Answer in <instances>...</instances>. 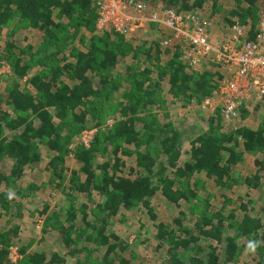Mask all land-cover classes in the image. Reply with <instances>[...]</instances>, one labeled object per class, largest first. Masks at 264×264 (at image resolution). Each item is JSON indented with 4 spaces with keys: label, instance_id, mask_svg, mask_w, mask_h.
I'll return each mask as SVG.
<instances>
[{
    "label": "trees",
    "instance_id": "obj_1",
    "mask_svg": "<svg viewBox=\"0 0 264 264\" xmlns=\"http://www.w3.org/2000/svg\"><path fill=\"white\" fill-rule=\"evenodd\" d=\"M95 1L0 0V35L19 15L31 30L40 32L42 41L36 50L33 45L19 49L11 43L6 52L0 49V70L5 65L10 68V74L0 75V82L6 83L0 87V218L22 219L21 206L7 187L46 157L44 169L50 181L42 186L33 183L28 191L34 195L51 186L49 194L61 191L68 204L51 212L45 206L38 213L48 216L40 241L51 236L60 246L58 251H29L21 245L18 225L4 227L0 229V264H11L10 249L15 246L24 257L21 264H67L69 259H75L74 264H147L146 259H133L130 243L112 226L127 212L144 211L155 221L160 215L153 206L156 200L184 217L183 204L192 214L200 205L204 211L187 225L184 218L157 225V250L166 252L160 264H230L244 248L252 256L244 264H264V202L254 205L256 190L264 186V164L255 163V175L243 177L235 172L245 154L264 152V127L231 125V130L222 131L225 123L220 115L210 116L204 125L208 129L201 134L189 129L182 135L179 127L160 119L154 108L163 83L185 106L203 112L196 107L224 78L221 68L215 60L206 59L203 69H190L180 58L181 47L163 50L159 40L168 36L152 26L143 36L150 45L145 50L147 64L127 68L122 77L123 59L145 46L139 47L138 39L128 41L112 30L99 29ZM145 3L206 20L211 40L218 45L230 41L235 25L244 28L242 42L254 41L264 13V0ZM214 29L226 36L221 32V40H214ZM59 34L68 42V52L61 59L49 52ZM40 56L44 57L39 60ZM36 66L41 70L34 72ZM122 86L130 94L117 107L120 120L99 134L89 149L77 147L71 170L68 145L74 129L99 119L105 102L111 104ZM193 138L189 159L182 164L184 145ZM6 168H11L10 175ZM239 186L244 193L237 190ZM215 196L220 206L213 208ZM78 197L85 203L75 208L73 201Z\"/></svg>",
    "mask_w": 264,
    "mask_h": 264
},
{
    "label": "rangeland",
    "instance_id": "obj_2",
    "mask_svg": "<svg viewBox=\"0 0 264 264\" xmlns=\"http://www.w3.org/2000/svg\"><path fill=\"white\" fill-rule=\"evenodd\" d=\"M97 1L98 0H96L95 3H97ZM140 1L146 2V0ZM221 32L224 33L223 31H215L214 29L211 32L213 39L216 41L221 40ZM39 34L40 32L31 30L19 17V15H16L14 16L12 22H10L3 29V32L0 35V49L5 50L6 52L7 45L11 43L14 44L15 48L19 49H26L29 45H33L36 50L40 47L42 43ZM63 36V34H59V39L56 43L50 46L52 49H49V52L56 53L58 56H60V59L64 54L68 52V42L64 39L65 37ZM224 36H226L225 33ZM137 42L139 43L137 44L139 47L145 46V48L140 51L131 50V52L128 54L129 56H126V58L123 59L122 64L120 66L123 73L122 77L126 74L125 70L127 68L134 69L139 68L140 66L144 67L147 64L145 50L149 49L150 45L145 44V40L143 39V37L139 38ZM136 53L137 56L133 58L134 54ZM44 56H40L38 57V59L40 60ZM155 68L156 67H154V69ZM201 68L203 69V67ZM36 70H41V68L36 66L33 71L36 72ZM6 74H10V68L5 65V67L0 70V75L4 76ZM153 79L157 82L156 73L153 74ZM5 84L6 83H4L3 81L0 82L1 89L2 87H4ZM125 84L126 83H123V85ZM169 89L170 87L168 85H166L165 83L162 84L161 91L157 94L158 99L154 108V113L157 114L159 118L164 120L166 123H170L174 126L179 127L182 135H184L185 132L189 129H193L197 134H201L202 132L206 131L208 129V126L204 127V125L210 119V114L207 112H200L192 107L185 106L186 102L180 101L176 97H174ZM129 94L130 90H127L122 86L115 93L114 97L116 99H112L111 104H108L109 100L105 102L106 104L105 107H103V114L98 116L99 119H97L96 121H90L87 126L82 129L72 127L75 128V131L73 133L72 140L68 145V149L70 150V154L72 153V156L69 155L67 162V165L70 167L71 170L74 169L76 164L73 153L77 149V147L84 146L85 148L89 149L94 143L95 138L99 134H102L103 132L111 129L120 120V113L118 112L117 107L119 106V103L123 102L126 99V96ZM8 111L10 113H13L10 108ZM231 125L235 127L243 126L246 128L254 129L264 127V98L256 103L250 104V106L247 107V113L243 114L242 112V116L239 121L223 124L222 131L226 129L231 130ZM5 135H7V132L5 133ZM192 140H194V138L186 141L184 145L183 155L181 158L182 164L187 162L189 159L188 151L191 148ZM42 148L46 150L45 147ZM46 158L44 162L39 164V166L35 169L27 170L23 174L22 179L17 180L15 183L7 187L8 192L16 197L22 209L20 213L24 216L22 217V219L20 218L19 220H10L7 217L0 218V229L4 227H6L7 229L13 228L14 226L18 225L21 231V245L28 246L29 251L41 250L48 253L49 251H58L60 249V246L51 236L44 241H40L48 216L39 217L38 213L42 211L45 206H49L51 212L53 210H56L57 207L62 208L64 206H67L68 204L64 202L65 198L61 191H53L54 193H52L51 195L49 194L50 190L54 189L51 186H46L42 192H37L34 195H30L31 192L28 191L29 187L33 183L42 186L50 181V176L45 172L44 169L47 162ZM257 161L262 162L264 164V152L255 151L251 154L247 153L245 154L243 162H240L237 165L235 172L243 177H247V173H252L253 175H255V172L257 171L256 169H258V167L255 166V163ZM5 173L6 175H10L11 168H6ZM71 173L72 171L69 172V175ZM24 190H26V192ZM237 190L241 193L245 192V188L243 186H239ZM19 191H22V193L24 192V194L27 195L22 198L17 194ZM262 191L264 192V186H262L261 184V188H259L255 192L254 205L261 204L262 202H264V194L261 193ZM71 202H69L70 208ZM73 202L75 203V208H78L79 205L85 203V200H82L78 197L77 200H74ZM211 205L213 206V208H215L216 206H220L219 200L216 199V196L211 201ZM153 206L157 211L159 210L160 214L159 218H157L155 221H152L150 219V216H148V214L146 215V212L144 211H138L134 213L127 212L114 220L112 231L118 233L119 235H122L124 239L130 243L132 252L134 253L133 259L136 260V258H138L137 262H141L143 259H146L147 264H160L165 259L166 252L164 250L165 248L157 250V248L159 249L158 244L160 243L157 239V225L161 223L170 225L176 220V218H184V224L186 223L185 225H187L189 222L195 220V217L199 215V212L203 213L204 211H202L203 206L200 205L197 208V213L192 214L189 210V206L187 204H183V210L185 213L184 215H186L184 217L183 215L179 214V210L175 211V213L174 211L172 212V210H170L169 206L166 205L163 200H156ZM141 218L144 219L143 222H141ZM142 226H144L143 229ZM249 241L253 242L254 239L251 238ZM239 254V259L237 258L236 261L230 264H244L245 262L252 260V256L248 255V248L242 249L241 252L239 251ZM23 258V255L19 253V246H15L10 249L9 260L11 264H21ZM74 263L75 259H69L67 264Z\"/></svg>",
    "mask_w": 264,
    "mask_h": 264
},
{
    "label": "built area",
    "instance_id": "obj_3",
    "mask_svg": "<svg viewBox=\"0 0 264 264\" xmlns=\"http://www.w3.org/2000/svg\"><path fill=\"white\" fill-rule=\"evenodd\" d=\"M96 6L99 29L112 30L131 41L156 26L157 32L168 36L159 40L161 48L180 46V58L190 69H200L206 59L215 60L224 78L196 107L210 116L221 115L224 123L237 122L248 104L264 98V13L254 41L242 42L244 28L235 25L230 41L218 45L211 40L209 22L195 15L186 17L138 0H98Z\"/></svg>",
    "mask_w": 264,
    "mask_h": 264
},
{
    "label": "crops",
    "instance_id": "obj_4",
    "mask_svg": "<svg viewBox=\"0 0 264 264\" xmlns=\"http://www.w3.org/2000/svg\"><path fill=\"white\" fill-rule=\"evenodd\" d=\"M250 174H252V173H247L246 175L249 176Z\"/></svg>",
    "mask_w": 264,
    "mask_h": 264
}]
</instances>
